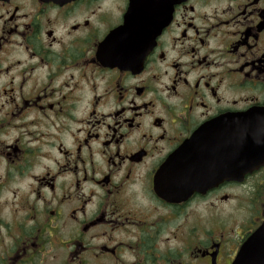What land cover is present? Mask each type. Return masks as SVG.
<instances>
[{
  "label": "flooded vegetation",
  "instance_id": "obj_1",
  "mask_svg": "<svg viewBox=\"0 0 264 264\" xmlns=\"http://www.w3.org/2000/svg\"><path fill=\"white\" fill-rule=\"evenodd\" d=\"M245 133L264 0H0V264H232L264 222Z\"/></svg>",
  "mask_w": 264,
  "mask_h": 264
},
{
  "label": "water",
  "instance_id": "obj_2",
  "mask_svg": "<svg viewBox=\"0 0 264 264\" xmlns=\"http://www.w3.org/2000/svg\"><path fill=\"white\" fill-rule=\"evenodd\" d=\"M170 13V12H169ZM166 14V11H165ZM167 23V19L164 21L163 25H159V29L164 27ZM250 130V129H248ZM244 142V173H250V171L258 169L259 166L264 164V136L263 137H248L246 133L243 136ZM189 144L186 143L184 147H181L178 153L171 157L170 163L178 162L179 157L181 162L184 163L181 172L185 174H192V168L189 167ZM247 166H252L247 168ZM199 179V178H195ZM195 181V191L202 188H209L207 185H201ZM178 190H187L189 188L193 189L191 183H187L185 186H176ZM171 187V185L169 186ZM232 264H264V222L249 235V237L241 245L234 261Z\"/></svg>",
  "mask_w": 264,
  "mask_h": 264
},
{
  "label": "rangeland",
  "instance_id": "obj_3",
  "mask_svg": "<svg viewBox=\"0 0 264 264\" xmlns=\"http://www.w3.org/2000/svg\"><path fill=\"white\" fill-rule=\"evenodd\" d=\"M6 95H8V96H10L11 94H10V92H6ZM4 98H6V96L4 97ZM8 98V97H7ZM6 128H8V127H5L4 129H3V134H2V136H1V139H2V141H10V138H12V136H13V131H12V129H11V123H9V128L10 129H7V130H5ZM3 174L5 175L6 174V171H3ZM27 180H28V178L26 179V178H19V179H17V178H13L12 179V182H14V183H18L20 186H22L25 182H27ZM9 197V194L8 193H2L1 194V198H3V199H6V198H8ZM243 197H244V200L246 201L247 199H249V195H247V191H246V187H245V189H244V194H243ZM0 204H1V202H0ZM0 215H2L3 216V218L4 217H6V215L8 214V213H12V210H13V206L12 207H6V206H0ZM227 211H226V209H225V213H226ZM236 220H240V215L239 214H236L235 215V217H233V218H228L226 221H225V223H226V225H227V230H228V233H227V238H229V236H231V234L232 233H230V229L233 227H235V221ZM70 233H71V231H69Z\"/></svg>",
  "mask_w": 264,
  "mask_h": 264
}]
</instances>
